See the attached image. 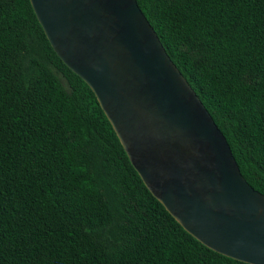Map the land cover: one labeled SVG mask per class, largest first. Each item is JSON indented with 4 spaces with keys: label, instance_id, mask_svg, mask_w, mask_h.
Instances as JSON below:
<instances>
[{
    "label": "trees",
    "instance_id": "1",
    "mask_svg": "<svg viewBox=\"0 0 264 264\" xmlns=\"http://www.w3.org/2000/svg\"><path fill=\"white\" fill-rule=\"evenodd\" d=\"M264 194V0H137ZM0 264H249L149 192L29 0H0Z\"/></svg>",
    "mask_w": 264,
    "mask_h": 264
},
{
    "label": "water",
    "instance_id": "2",
    "mask_svg": "<svg viewBox=\"0 0 264 264\" xmlns=\"http://www.w3.org/2000/svg\"><path fill=\"white\" fill-rule=\"evenodd\" d=\"M52 49L94 93L131 165L208 248L264 264V194L137 0H29Z\"/></svg>",
    "mask_w": 264,
    "mask_h": 264
}]
</instances>
